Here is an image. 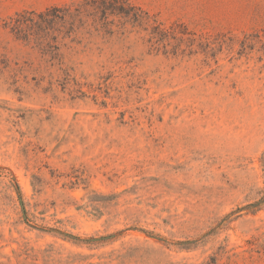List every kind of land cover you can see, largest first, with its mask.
Instances as JSON below:
<instances>
[{"label": "rangeland", "instance_id": "obj_1", "mask_svg": "<svg viewBox=\"0 0 264 264\" xmlns=\"http://www.w3.org/2000/svg\"><path fill=\"white\" fill-rule=\"evenodd\" d=\"M101 1L0 0V264H264V0Z\"/></svg>", "mask_w": 264, "mask_h": 264}, {"label": "trees", "instance_id": "obj_2", "mask_svg": "<svg viewBox=\"0 0 264 264\" xmlns=\"http://www.w3.org/2000/svg\"><path fill=\"white\" fill-rule=\"evenodd\" d=\"M98 10L107 17L108 15H120L122 17L128 18L132 20L134 24H141V25H149L150 23V17L147 13L143 12L141 8H138L136 6H133L128 3L126 0H102L100 3V6L98 7ZM54 11H57L56 9ZM40 18L44 22V15H40ZM34 22V21H33ZM25 22L16 21L15 27L13 28V32H16L17 35H22L24 30ZM152 27V26H151ZM171 30V29H170ZM170 33L169 30L164 29L161 24H156L153 26V32L154 35L152 39L153 45L157 44V41L163 39V37L167 36ZM25 40L28 38V36H24ZM154 47V46H153ZM53 49V47H50ZM55 51H57V48H54Z\"/></svg>", "mask_w": 264, "mask_h": 264}]
</instances>
